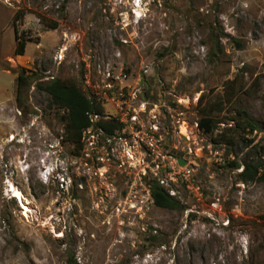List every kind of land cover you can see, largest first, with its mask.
<instances>
[{
    "label": "rangeland",
    "instance_id": "rangeland-1",
    "mask_svg": "<svg viewBox=\"0 0 264 264\" xmlns=\"http://www.w3.org/2000/svg\"><path fill=\"white\" fill-rule=\"evenodd\" d=\"M14 28L30 40L22 55ZM107 68L129 74L116 84L135 102L156 105L165 148L192 168L200 200L160 174L181 209L151 200L117 213L124 168L93 176L73 161L62 113L37 83L52 76L92 98ZM41 159L62 160L70 183L45 178ZM232 161L259 163V178L241 181ZM0 264H264V0H0Z\"/></svg>",
    "mask_w": 264,
    "mask_h": 264
},
{
    "label": "built area",
    "instance_id": "built-area-1",
    "mask_svg": "<svg viewBox=\"0 0 264 264\" xmlns=\"http://www.w3.org/2000/svg\"><path fill=\"white\" fill-rule=\"evenodd\" d=\"M64 49V46H61L52 56L55 63L59 64L63 60ZM102 74V86L89 89L92 98L84 94L87 98L99 102L101 106L110 105L113 112L103 110L102 113H87L89 125L80 133V148L73 156V161L82 158L83 164L88 167L87 171L93 176H104L113 164L124 168L126 175L131 179L127 184L128 190L116 204L117 213L128 210L138 212L148 201L151 202L147 181L152 178L161 186L167 185L164 179L158 178L160 174H167L168 181L173 183L179 181L188 192L200 200L201 193L192 180V168L187 162L180 167L176 158L181 156L173 155L165 148L156 105L148 106L144 100L135 102L136 94L129 90V85L116 84V81L120 83L129 78L125 71L114 74L112 69L107 68ZM84 78L86 86L89 87L87 74ZM52 79L54 77L51 76L46 81ZM197 99L198 97H195L194 101ZM187 102L188 98H176L178 104L187 106ZM111 123H115L116 127L111 133H106L102 125ZM180 126L178 125L179 129ZM62 138V134L56 136L54 143L49 145L51 149H55L54 152L61 148ZM41 163L45 178L52 176L60 185L65 186L70 183V178L65 175V169L62 167V160L50 163L41 159ZM165 190L173 197L176 194L172 188Z\"/></svg>",
    "mask_w": 264,
    "mask_h": 264
},
{
    "label": "trees",
    "instance_id": "trees-1",
    "mask_svg": "<svg viewBox=\"0 0 264 264\" xmlns=\"http://www.w3.org/2000/svg\"><path fill=\"white\" fill-rule=\"evenodd\" d=\"M14 39L16 42L15 53L22 55L26 42L30 40L18 36L15 28ZM25 71V69H21L15 78V100L19 105H23V102L21 101L22 93L25 86L29 84V76L26 75ZM37 87L48 96L50 107L57 111H61L62 114L60 115V120L63 122V134L65 140L72 143L74 149L78 153L80 148V133L82 129L89 125L87 113H102L103 108L101 104L87 98L84 92L74 82L65 81L59 78H54L43 83H37ZM247 126L250 131L255 129L252 124L247 123ZM102 127L106 133H111L112 129L116 127V124H104ZM214 127L215 122L209 116L202 115L197 121V128L205 133H210ZM240 166L241 170L237 176L241 181L246 182L259 178V163L253 161H244L241 163L232 161L229 164V167L231 168H239ZM148 185L152 202L156 207L174 210L182 208L180 201L169 195V193L157 182L152 181Z\"/></svg>",
    "mask_w": 264,
    "mask_h": 264
},
{
    "label": "water",
    "instance_id": "water-1",
    "mask_svg": "<svg viewBox=\"0 0 264 264\" xmlns=\"http://www.w3.org/2000/svg\"><path fill=\"white\" fill-rule=\"evenodd\" d=\"M181 139H182L184 142H187V140H186L185 137L181 136ZM176 161H177V163H178V165H179L180 167L186 165V160H185L184 158L177 157V158H176Z\"/></svg>",
    "mask_w": 264,
    "mask_h": 264
},
{
    "label": "bare ground",
    "instance_id": "bare-ground-1",
    "mask_svg": "<svg viewBox=\"0 0 264 264\" xmlns=\"http://www.w3.org/2000/svg\"><path fill=\"white\" fill-rule=\"evenodd\" d=\"M16 193V197L19 199V197H20V194H19V191L18 192H15ZM22 206H24L23 204H22ZM26 209V208H25ZM26 213V212H25Z\"/></svg>",
    "mask_w": 264,
    "mask_h": 264
},
{
    "label": "clouds",
    "instance_id": "clouds-1",
    "mask_svg": "<svg viewBox=\"0 0 264 264\" xmlns=\"http://www.w3.org/2000/svg\"><path fill=\"white\" fill-rule=\"evenodd\" d=\"M136 7L138 6V4L135 5ZM17 199V198H16Z\"/></svg>",
    "mask_w": 264,
    "mask_h": 264
}]
</instances>
